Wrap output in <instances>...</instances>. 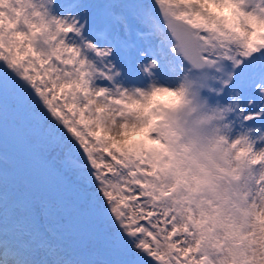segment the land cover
Listing matches in <instances>:
<instances>
[{
    "label": "snow or ice",
    "instance_id": "1",
    "mask_svg": "<svg viewBox=\"0 0 264 264\" xmlns=\"http://www.w3.org/2000/svg\"><path fill=\"white\" fill-rule=\"evenodd\" d=\"M0 264H264V0H0Z\"/></svg>",
    "mask_w": 264,
    "mask_h": 264
},
{
    "label": "rangeland",
    "instance_id": "2",
    "mask_svg": "<svg viewBox=\"0 0 264 264\" xmlns=\"http://www.w3.org/2000/svg\"><path fill=\"white\" fill-rule=\"evenodd\" d=\"M166 96V95H165ZM161 97V96H160ZM170 98H172V97H170ZM156 100L158 101V102H161V100L159 99V97H156ZM130 135H132L134 138H137L136 136H137V134L136 133H130Z\"/></svg>",
    "mask_w": 264,
    "mask_h": 264
},
{
    "label": "trees",
    "instance_id": "3",
    "mask_svg": "<svg viewBox=\"0 0 264 264\" xmlns=\"http://www.w3.org/2000/svg\"><path fill=\"white\" fill-rule=\"evenodd\" d=\"M138 135H139V134H138ZM138 135H137V136H138Z\"/></svg>",
    "mask_w": 264,
    "mask_h": 264
}]
</instances>
